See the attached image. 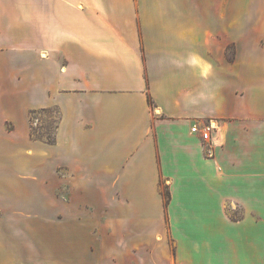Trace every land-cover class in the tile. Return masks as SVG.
Listing matches in <instances>:
<instances>
[{
  "label": "crops",
  "instance_id": "crops-1",
  "mask_svg": "<svg viewBox=\"0 0 264 264\" xmlns=\"http://www.w3.org/2000/svg\"><path fill=\"white\" fill-rule=\"evenodd\" d=\"M238 10L0 0V264H264V19Z\"/></svg>",
  "mask_w": 264,
  "mask_h": 264
},
{
  "label": "rangeland",
  "instance_id": "rangeland-1",
  "mask_svg": "<svg viewBox=\"0 0 264 264\" xmlns=\"http://www.w3.org/2000/svg\"><path fill=\"white\" fill-rule=\"evenodd\" d=\"M226 2L229 3V0H223V4H226ZM248 2L249 0H238L239 10H238L237 15H238L239 22H247V21H252V20L264 19L262 18L264 16V13L262 14V13H257V12L247 10V5L249 4ZM232 15L234 19L235 18L234 12L233 14L224 12L223 19L231 20ZM232 53H233V47L228 46L227 47L228 60H230ZM29 118L32 124L33 132L35 133V136L39 139L41 138L44 139L47 137H51L53 135L54 128L58 121V113L56 109L52 108V109L43 110V111H36ZM53 144H48V145H53ZM227 209H228L231 219L233 220H236L242 216L241 210L238 209L237 207L233 208L231 206L230 208H227Z\"/></svg>",
  "mask_w": 264,
  "mask_h": 264
},
{
  "label": "built area",
  "instance_id": "built-area-1",
  "mask_svg": "<svg viewBox=\"0 0 264 264\" xmlns=\"http://www.w3.org/2000/svg\"><path fill=\"white\" fill-rule=\"evenodd\" d=\"M215 131V126L212 123H208L203 131L201 132V138L204 141V143L206 144V148H207V156L208 157H212V149H213V137H212V133ZM192 133H198V130L196 127H193L191 129Z\"/></svg>",
  "mask_w": 264,
  "mask_h": 264
},
{
  "label": "trees",
  "instance_id": "trees-1",
  "mask_svg": "<svg viewBox=\"0 0 264 264\" xmlns=\"http://www.w3.org/2000/svg\"><path fill=\"white\" fill-rule=\"evenodd\" d=\"M148 101H149V103H150V105H152V101H151V99H148ZM35 113V111H30V113H29V117L32 115V114H34ZM30 136H31V138L33 139V140H39V141H43L44 143H47V144H53L54 143V136L52 135L51 137H47V138H41V139H39V138H37L36 136H35V133L33 132V128H32V126H31V132H30ZM166 199L168 200V198H169V194L168 193H166Z\"/></svg>",
  "mask_w": 264,
  "mask_h": 264
}]
</instances>
